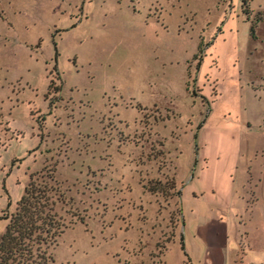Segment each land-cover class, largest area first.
<instances>
[{"label":"rangeland","instance_id":"obj_1","mask_svg":"<svg viewBox=\"0 0 264 264\" xmlns=\"http://www.w3.org/2000/svg\"><path fill=\"white\" fill-rule=\"evenodd\" d=\"M246 164L264 0H0V217L30 176L52 187L50 264H188L180 185ZM241 261L264 263L261 230Z\"/></svg>","mask_w":264,"mask_h":264},{"label":"crops","instance_id":"obj_2","mask_svg":"<svg viewBox=\"0 0 264 264\" xmlns=\"http://www.w3.org/2000/svg\"><path fill=\"white\" fill-rule=\"evenodd\" d=\"M233 170L223 181L200 179L203 191L185 194L179 187V238L188 264H234L251 251L259 231L264 234V170L248 164Z\"/></svg>","mask_w":264,"mask_h":264},{"label":"trees","instance_id":"obj_3","mask_svg":"<svg viewBox=\"0 0 264 264\" xmlns=\"http://www.w3.org/2000/svg\"><path fill=\"white\" fill-rule=\"evenodd\" d=\"M46 184L30 176L14 211L0 217L6 220L5 229L0 234V264L52 262L41 246L61 230L55 218L53 194L50 193L53 189ZM177 193L180 195V190ZM180 246L183 249L182 241Z\"/></svg>","mask_w":264,"mask_h":264},{"label":"built area","instance_id":"obj_4","mask_svg":"<svg viewBox=\"0 0 264 264\" xmlns=\"http://www.w3.org/2000/svg\"><path fill=\"white\" fill-rule=\"evenodd\" d=\"M234 264H245V263L237 259ZM246 264H264V263L248 262Z\"/></svg>","mask_w":264,"mask_h":264}]
</instances>
